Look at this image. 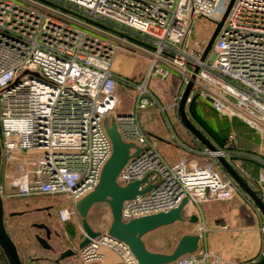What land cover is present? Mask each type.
Segmentation results:
<instances>
[{"label": "built area", "instance_id": "2783aa9c", "mask_svg": "<svg viewBox=\"0 0 264 264\" xmlns=\"http://www.w3.org/2000/svg\"><path fill=\"white\" fill-rule=\"evenodd\" d=\"M231 2L212 56L202 60L206 44L198 49L192 34L203 20L216 19V28L228 0H0V167L19 164L4 175L3 198L66 194L58 218L80 222L76 204L98 187L113 152L105 126L112 113L122 139L140 148L118 182L147 178L124 201L123 220L167 212L187 198L198 216L195 232L187 234L200 241L176 264H234L210 250L202 204L231 200L241 190L220 156L235 168L240 158L259 162L255 190L264 200V158L230 148L231 142L212 150L179 140L188 155L170 164L140 120L151 106L164 111L151 78L166 80L176 71L183 80L173 106L195 74L187 103L199 97L264 138V0H233L229 9ZM121 50L149 62L145 77L135 81L113 70ZM119 84L136 91L129 113H116ZM103 247L124 264H140L126 243L107 234L79 250L82 263L100 260Z\"/></svg>", "mask_w": 264, "mask_h": 264}, {"label": "water", "instance_id": "95a60500", "mask_svg": "<svg viewBox=\"0 0 264 264\" xmlns=\"http://www.w3.org/2000/svg\"><path fill=\"white\" fill-rule=\"evenodd\" d=\"M233 0L229 6L231 8ZM228 9V10H229ZM228 11L224 15L223 19L217 23L201 59L204 60L210 53L214 41L220 31V28L227 16ZM199 67L195 68V73L198 72ZM195 74L192 76V80L186 86L180 104L179 113L182 122L191 131V133L196 136L200 141H202L206 146L212 150H216V147L200 132V130L194 126L193 123L188 120L185 115V107L187 105V100L190 92L194 86ZM107 133L109 134L113 143V152L109 160L103 167L101 178L98 187L80 199L77 204V210L81 217L82 229L84 231V239L79 244V249H82L88 243H90L94 238H100L102 235L107 234L108 236L126 243L134 255L137 257L140 264H171L175 263L180 257L188 253L195 252L198 249L200 237L198 234H185L181 237L179 243L175 247L174 251L171 253L154 252L148 249L145 241L144 235L150 231L158 229L162 226L173 224L177 221H185L186 217L184 215V210L188 205V199L184 198L181 203L167 211L160 212L152 215L141 216L133 218L129 221H124L122 217V207L123 203L127 199H131L139 194V186L143 181H146L145 177L143 180H137L130 182L126 185H122L118 182L117 177L126 162L133 156H135L140 148L132 143L125 142L120 132L118 131V126L115 120L105 122ZM136 148V153H131V149ZM220 162L227 170V172L234 178L243 191H245L254 203L258 206L260 211L264 215V200L258 195L257 191L253 189L250 184H248L234 169V167L225 159L224 157H219ZM0 165H1V148H0ZM150 187H147V190ZM97 203H107L110 207L112 213V222L107 232L95 230L90 222L88 221V214L91 208ZM18 212L10 213V216L18 215ZM191 222H197L198 216L196 214H191L189 217ZM38 227H44L47 231V237H42L37 235V241L45 251H53V246L49 243L48 239L50 237L51 230L46 225H38ZM0 246L4 250L8 261L10 264H24L17 246L13 242L5 224V205L4 198L1 193V183H0ZM54 254L48 256L45 259L53 264H62V261L68 258H74L77 253L72 249H67L64 252L58 254L55 258ZM254 264H264V257Z\"/></svg>", "mask_w": 264, "mask_h": 264}, {"label": "rangeland", "instance_id": "374dc122", "mask_svg": "<svg viewBox=\"0 0 264 264\" xmlns=\"http://www.w3.org/2000/svg\"><path fill=\"white\" fill-rule=\"evenodd\" d=\"M230 1L231 0H228V4L221 13L219 20L223 18ZM215 21L216 19L214 18L210 20H203L194 30L191 41L197 45L198 49H202L205 44V47L207 46V40L209 38L211 29H215L216 26ZM211 56V53H209L208 58ZM149 65V62L146 59L121 50L114 59L113 70L123 74L125 77L131 78L132 80L139 81L147 75ZM182 80V76L176 71H172L166 80H163L157 76L152 77L150 80V88L153 93L160 98V104L167 108L166 117L161 112L158 105L151 106L140 112V120L143 122L144 127L147 128L152 126L155 129L163 130L166 133L169 144L162 143L158 146V143H156L154 140L158 150L166 157L170 155H173L175 158L179 157L178 151H182V149L177 148L179 141L177 138L184 139L182 136L185 135L189 140L196 139L191 131H189V129H187V127L182 123L179 116L178 107L172 109L169 106V104H173L174 96L179 92L182 85ZM118 89L121 90L124 101L126 103L132 102L131 104H133L134 107L136 91L129 87H120ZM116 94H118V90L116 91ZM111 114L108 116V118L111 117ZM185 115L188 120H190L194 126L204 133V135L208 137L210 141H212V143H214L216 146H229L228 143L231 142L233 143L232 145L240 147L238 149H244L250 153H256L264 158V138L260 133L253 131L245 137L238 136V134L235 133L234 124L243 123L241 119L237 117L230 118L219 115L218 113L214 112L203 99L196 96L192 97L191 101L187 103L185 107ZM179 131H183V135ZM175 133L179 137H176ZM228 140L229 142L227 143L226 141ZM241 160L242 158L238 159L236 162L240 164ZM18 169L19 164L17 162L9 163L7 166L2 165V167H0L2 182L7 171L10 173H15L18 171ZM52 196L58 200L60 208L67 206L68 199L66 194H57ZM4 205L7 230L11 232L14 239L22 248L24 254L31 256L38 252L39 254H51L42 249H35L34 245L38 246L34 237L35 233H37V230L30 227L32 219L27 217L12 218L10 216V213L23 209V206L14 199L10 198H6L4 200ZM189 205L187 207L193 209V206ZM79 221L80 222L71 220L69 225L70 227H75L76 233L79 237H83L84 231L82 229L81 217ZM88 221L95 230L104 232L107 231L112 222V213L109 205L107 203L95 204L89 211ZM51 227L52 229H58V231H61L62 234L65 235V229L62 228L60 224L55 223ZM57 241L61 242V240L56 239L52 240L51 242L55 244ZM62 247L58 248L60 249ZM0 253L3 254L1 249ZM67 262L69 261L66 260V263ZM76 262L79 264L81 263V260L77 258Z\"/></svg>", "mask_w": 264, "mask_h": 264}, {"label": "crops", "instance_id": "0c3cea01", "mask_svg": "<svg viewBox=\"0 0 264 264\" xmlns=\"http://www.w3.org/2000/svg\"><path fill=\"white\" fill-rule=\"evenodd\" d=\"M116 73L119 75H123L119 72ZM120 87L125 88L126 86L123 84H119L117 87L118 105L116 108V113L118 114L129 113L132 111L133 104H131L132 102L126 103L124 101L121 90L118 89ZM156 97L158 98L159 102H161L160 98L158 96ZM161 106L164 108V111L161 112L166 117L167 108L164 107L163 105ZM169 106L172 109L176 108L175 106H173V104L172 105L169 104ZM178 112H179V107H178ZM113 119H114V115H111V117L108 118V122L110 123L111 121H113ZM144 129L156 141V143H158V146L161 145L162 143L163 144L168 143L167 135L163 130L155 129L152 126H149L147 128L144 127ZM179 132L183 135V131H179ZM176 137L179 136L176 134ZM182 137L184 139L182 138L181 139L177 138V139H179L182 143L189 146L195 144L196 142L195 140L198 139L196 136H194L196 139H192V140L186 138L185 135ZM177 148L182 149V151H178L179 154L178 158H175L173 155L170 154H167L170 155L167 157L163 155V157L170 164H174L183 156L188 155L187 150L179 143ZM258 164L260 165L259 162ZM260 168L261 165L259 166L258 172H260ZM249 176L250 175L247 173L246 177L248 179V182L250 186L253 189H255L257 187L258 177L256 176V178H250ZM15 198L17 197H10V199H15ZM5 199L6 198L4 197V200ZM202 210L208 228L206 235L207 243L211 251L221 254L229 263H234V264H254L260 261L264 257V231L262 229L264 227V215L245 191L241 189L231 200L228 201L205 202L202 204ZM191 214H196L195 208L193 207V209H191L190 207H186L184 210V215L186 217L185 221H177L173 224L162 226L158 229H155L145 234L144 241L148 249L154 252H162V253L173 252L182 235L195 232L196 225L195 223L189 220ZM70 222L71 221L63 222V223L69 224ZM8 232L13 242L18 248L20 257L24 264H29V261L30 262L35 261L41 255V253L39 254V252L32 256L24 254L22 248L14 239L11 232L9 230ZM37 244L38 246L34 245L36 250L37 249L44 250L38 241ZM0 249L3 253V254L0 253V264H10L1 246ZM79 250L80 249L78 248L77 250L78 254L76 257L67 259L69 261L67 263L78 264L76 261L77 258L80 259ZM101 251L103 254L102 258L96 262L89 264H124L119 254L113 249L108 247H103ZM41 263H45V262L40 260L39 263H35V264H41ZM79 264H84V263H82L81 261V263ZM171 264H176V262Z\"/></svg>", "mask_w": 264, "mask_h": 264}, {"label": "flooded vegetation", "instance_id": "af4514ba", "mask_svg": "<svg viewBox=\"0 0 264 264\" xmlns=\"http://www.w3.org/2000/svg\"><path fill=\"white\" fill-rule=\"evenodd\" d=\"M23 206V209L17 211L19 214L11 216L12 218L16 217H27L32 219L30 227L37 230L34 237L37 240V235L42 237H47V231L44 227L40 228L38 225H46L51 230L50 237L48 239L49 243L53 246V251H46L51 254L48 256L55 255V258L58 257V254L64 252L67 249H72L78 254L79 244L84 239L79 237L76 231H73L69 224L63 223L58 219L57 213L60 209L58 200L53 196L41 195L37 197H17L14 199ZM60 224L62 228L65 229V235L62 234L58 229H52L53 224ZM61 240L57 241L55 244L51 242L52 240ZM63 246V247H62ZM62 247V248H58ZM62 264L66 263V260L62 261Z\"/></svg>", "mask_w": 264, "mask_h": 264}, {"label": "trees", "instance_id": "16d2710c", "mask_svg": "<svg viewBox=\"0 0 264 264\" xmlns=\"http://www.w3.org/2000/svg\"><path fill=\"white\" fill-rule=\"evenodd\" d=\"M207 103V102H206ZM208 104V103H207ZM209 105V104H208ZM210 106V105H209ZM211 107V106H210ZM212 108V107H211ZM212 110L214 112H216L213 108ZM217 113V112H216ZM219 114V113H218ZM220 115V114H219ZM226 117V116H225ZM243 122V121H242ZM234 130H235V133L238 134V136H247L248 134H250L251 132L255 131L254 129H252L250 126H248L246 123H235L234 124ZM201 132V131H200ZM202 133V132H201ZM204 135V133H202ZM205 136V135H204ZM206 137V136H205ZM209 141L210 139L208 137H206ZM212 143V141H210ZM227 143L229 142L226 141ZM196 145L200 146V147H203V146H206L202 141H200L199 139H196V142H195ZM216 148H240V147H237L236 145H232V146H225V147H219V146H216L214 143H212ZM244 150V149H243ZM259 164L258 162L254 161V160H251L249 158H242L240 164H239V168H235L234 169L237 171V173L249 184L248 182V179H247V173L250 175L249 177L250 178H256V176L258 177V170H259ZM251 171H249V170ZM0 183L2 184V177H1V171H0ZM71 229L73 231H76L75 227H71ZM47 257V254L46 255H43L41 254L35 261H29V264H35V263H39L40 260L44 261L45 263L47 264H50L51 262L47 261L45 258Z\"/></svg>", "mask_w": 264, "mask_h": 264}]
</instances>
